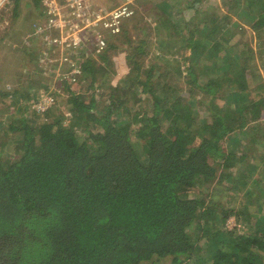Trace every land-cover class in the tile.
I'll return each mask as SVG.
<instances>
[{
    "label": "trees",
    "instance_id": "1",
    "mask_svg": "<svg viewBox=\"0 0 264 264\" xmlns=\"http://www.w3.org/2000/svg\"><path fill=\"white\" fill-rule=\"evenodd\" d=\"M221 1L222 19L219 7L193 6V29L182 49H170L176 57L164 55L163 41L153 54L154 42L135 35L155 31L137 12L116 36L130 50L122 66L107 54L119 49L106 33L102 53L77 61L64 102L30 110L19 105L30 89L0 91L20 111L0 109V264H264V213H248L249 203L262 205L264 182L255 177L264 174V154L256 158L264 147V0ZM240 21L257 49L238 48L239 30L247 31ZM80 81L88 91L74 89ZM219 192L245 202L225 205ZM231 217L250 225L238 232Z\"/></svg>",
    "mask_w": 264,
    "mask_h": 264
},
{
    "label": "rangeland",
    "instance_id": "2",
    "mask_svg": "<svg viewBox=\"0 0 264 264\" xmlns=\"http://www.w3.org/2000/svg\"><path fill=\"white\" fill-rule=\"evenodd\" d=\"M114 0H101V6L105 10H109L111 8H114L117 6L113 2ZM123 0H121L122 2ZM219 13L223 16L228 12L227 7H221L220 5L223 1H219ZM196 6V4H195ZM95 9V7L93 8ZM139 10H135V14ZM186 12V11H185ZM134 14V15H135ZM229 14V13H228ZM133 15V16H134ZM183 15H187L184 13ZM235 19H238L235 15V13L232 14ZM48 17V12L46 9H44V4L41 0V6L39 9H37L33 4L32 0H14L12 3L11 8L4 10L2 13H0V91L2 93H10L13 94L15 88H22L25 90L31 91L29 95L33 96L34 100H30L27 97H23L20 100V107H27L29 105V109L33 110V105L35 103H39L43 101V96H51L56 97L54 93H58L57 99L55 101H59L60 103L64 102L70 95L68 90L65 88V81L68 79H72V76L75 75V71H80L81 64H78V66L74 67L73 64H77L80 61L83 60L84 54L89 53L91 54V47L89 45H86V48L84 51H80L77 55H75L72 51H62V46L59 47L57 45V42L54 41L56 36L59 35V29H45L42 30L39 29L42 27V29L45 28V22ZM133 18V17H132ZM147 19H142V22L148 23L151 26V30H154L155 25H159L161 22L159 19H157L156 14L152 13L147 15ZM240 20V19H238ZM126 22L132 23V19L129 18L126 20ZM242 27L244 23L243 21L239 22ZM126 24V23H125ZM247 25V24H245ZM39 27V28H38ZM233 24H230V28H233ZM148 29V28H146ZM145 29V30H146ZM186 29V28H185ZM143 30L142 32H135V35L138 37H145V39H150L153 41V38L156 37V34L154 31L146 33ZM242 30V28L240 29ZM243 32L244 34L240 35L241 43L239 44L242 48L244 44H248L251 47L257 49V43L256 39L253 36V32L250 29H247L246 32ZM98 32V30H97ZM91 32H87L85 34L86 39L89 41V38L92 36ZM119 34H112L109 38V44L112 42L115 45H118V51L120 52V55L118 51H113V49L108 50V56L113 57L115 66H117V69H119L121 65V62L123 63L125 61V57L130 55L129 46L126 45V42H121L122 37H116ZM93 37V36H92ZM209 38V37H208ZM94 42V39H92ZM211 40V38H210ZM91 42V41H90ZM92 43V42H91ZM123 46H122V44ZM120 44V46H119ZM190 52V50H187ZM234 54H237L236 48H233L232 50ZM151 52L153 54H161L162 49L158 47V42L154 43L151 48ZM187 53V52H186ZM166 55V53L164 54ZM96 56V53H95ZM36 61V64H31ZM114 69H116L114 67ZM174 72V71H173ZM79 73V72H78ZM77 78L76 76H74ZM114 74L110 75V79L113 80ZM201 81L203 80V77L200 78ZM264 80V75L263 78ZM43 81V82H42ZM73 86V85H72ZM255 85H251L250 88L252 89ZM74 89H77V91L85 92L87 90V84L80 83L75 84L73 86ZM107 89V86L104 88ZM106 91V90H103ZM187 91V92H186ZM188 88H184L183 94L185 96H189L190 93L188 92ZM257 91H254L250 94L251 100H258L260 97L259 94H257ZM264 93V91H263ZM40 98L38 99V97ZM201 95H197V98L200 99ZM37 98V101H35ZM203 99V98H202ZM35 101V102H34ZM205 101V98H204ZM13 102V97H2V94H0V109L1 110H7L10 107V103ZM53 103V104H54ZM52 104V105H53ZM17 105L13 103L11 105V112L10 114H16L20 115V111H17ZM201 117L208 116V120H211V117L208 111L206 109H201ZM28 111V110H27ZM24 113V114H28ZM31 114V113H29ZM66 114H69L68 111H66ZM2 119V118H1ZM11 122L10 119H4L3 121V127L6 128V126ZM261 124H264V115L263 119L260 120ZM254 133H257L255 131ZM254 135V134H253ZM255 137V136H254ZM200 139L196 141V144H198ZM264 139L259 140L260 145L263 144ZM239 145H241L240 142H237ZM253 143L249 144L250 146ZM226 145V143L224 144ZM258 145V146H260ZM227 146V145H226ZM256 146V145H254ZM4 146L2 147V149ZM5 154L6 153H12L9 148L5 147ZM15 152V151H13ZM264 154V147H259L258 150H256V155L259 159ZM221 160V158H220ZM256 160V162H258ZM211 163L215 165L217 163L215 159L211 158ZM219 164V163H218ZM217 164V165H218ZM264 165V162H263ZM263 169L262 166L260 167V170ZM262 171V170H261ZM256 178H261V180L264 181V174L261 176L259 173L255 174ZM249 182H252L251 180ZM264 182H260L259 184V191H257V196L260 199V203L262 205H258L257 203H249V212L251 216L254 218L260 217L264 213ZM212 189L208 190L211 191ZM191 191L197 192L199 189L197 187L192 188ZM215 192V191H214ZM216 193V192H215ZM217 194V193H216ZM242 198H239L238 200H234L230 194L226 192L224 195L219 192L218 195L215 197V201H221L223 204H232L235 207H238L241 205L242 202H245V197L242 195ZM232 198V199H231ZM242 206V205H241ZM259 207L262 208V210H259ZM228 224L230 228H233L235 226H240V230L238 228V232H243L245 230V227H249L250 224L242 223L237 225V221L234 217H231V219L228 220ZM170 261L166 262V264H169Z\"/></svg>",
    "mask_w": 264,
    "mask_h": 264
},
{
    "label": "built area",
    "instance_id": "3",
    "mask_svg": "<svg viewBox=\"0 0 264 264\" xmlns=\"http://www.w3.org/2000/svg\"><path fill=\"white\" fill-rule=\"evenodd\" d=\"M13 0H0V13L10 7ZM101 0H42L44 9L48 12L45 28L59 29V35L54 39L62 51H72L77 55L84 51L86 45L102 53L107 48V36L119 34L127 18L135 13L134 0H123L116 7L105 10ZM95 7V9H93ZM98 30V32H97ZM93 34L89 41L85 34ZM94 39V42L93 40ZM92 43H91V42ZM88 54V53H85ZM84 54V57L86 55ZM74 67L78 64H73ZM80 71H75V75ZM72 76V80L75 79ZM43 101L35 103L33 108L37 111L45 110L54 103L55 97L43 96Z\"/></svg>",
    "mask_w": 264,
    "mask_h": 264
},
{
    "label": "crops",
    "instance_id": "4",
    "mask_svg": "<svg viewBox=\"0 0 264 264\" xmlns=\"http://www.w3.org/2000/svg\"><path fill=\"white\" fill-rule=\"evenodd\" d=\"M219 1L221 0H139L138 3L136 4H137V10H139L138 15H142L144 19H147L146 18L147 15L149 16V14L155 13L157 19L162 21L159 23V25H155L154 33L156 34V37L153 38V42L154 43L158 42V45L160 41L165 42L164 43L165 44L164 52L166 53L165 56L176 57L175 55L171 54L172 52L170 51V49H172V51L174 52H176V47L178 49H182V46L184 45V43L182 42V39L185 35L184 33L187 30H189V28L193 29L194 26H192L191 23L192 21H195L197 19V17L194 19L196 13H195V9H193V6L196 4L195 7L199 8L200 11L207 12L205 10L208 5H214L215 7H219V3H218ZM113 2L115 3V5L116 4L118 5L121 2V0H114ZM143 4L144 6H147L146 10L143 9V7L141 6ZM151 8L152 10H150ZM218 9L219 8L215 10L217 11L216 16H218L219 19L220 18L222 19L226 14H228L227 12L223 16L222 14L219 13ZM157 11L158 13H156ZM185 11L187 12L186 16L183 15L184 13L186 14ZM242 24L246 30L250 29L252 31L248 23H242ZM168 28L170 29V31L168 30ZM166 29L168 30V32H166ZM207 35H204L205 37L203 38L209 41V45H212L213 40L212 39L210 40V38H208ZM161 37H163L164 40H161ZM187 37L188 34L186 33L184 38ZM168 43H171L174 47L173 48L167 47ZM188 49L190 50V52L187 51ZM183 51H185V53L187 52L186 53L187 55L191 53L190 48H185ZM179 59H181V56L179 57Z\"/></svg>",
    "mask_w": 264,
    "mask_h": 264
},
{
    "label": "clouds",
    "instance_id": "5",
    "mask_svg": "<svg viewBox=\"0 0 264 264\" xmlns=\"http://www.w3.org/2000/svg\"><path fill=\"white\" fill-rule=\"evenodd\" d=\"M13 1H14V0H13ZM13 1H12V3H13ZM12 3H11V5H10V7H9V8H11V6H12ZM9 8H8V9H9ZM3 11H4V10H3ZM1 13H2V12H1Z\"/></svg>",
    "mask_w": 264,
    "mask_h": 264
}]
</instances>
